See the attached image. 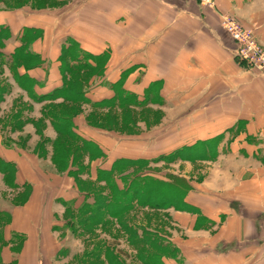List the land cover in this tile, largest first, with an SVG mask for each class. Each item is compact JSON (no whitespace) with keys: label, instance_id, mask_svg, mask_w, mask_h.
I'll use <instances>...</instances> for the list:
<instances>
[{"label":"crops","instance_id":"crops-1","mask_svg":"<svg viewBox=\"0 0 264 264\" xmlns=\"http://www.w3.org/2000/svg\"><path fill=\"white\" fill-rule=\"evenodd\" d=\"M48 1L58 7L40 8L33 0L18 7L0 2V27L11 33L6 54L22 44L24 34L31 37L27 31L37 32L31 50L44 64L27 71L18 68V73L33 78L39 94L45 95L63 84L59 57L68 37L95 56L107 51L103 72L86 90L91 103L86 106L112 101L117 90L134 102L120 106L119 99L115 108L96 107L163 110L164 118L156 124L163 132H146L148 143L171 144L169 152L188 147L195 161L208 163L204 182L191 183L186 196L198 207L190 212L189 230L210 238L199 251L204 256L198 264H264V73L236 57L235 43L221 24L224 15L236 18L264 46V0H215L213 8L197 0ZM155 83L157 91L152 89ZM169 112L174 113L172 120ZM78 119L74 122L85 131L81 134L106 151V158L94 164L110 167L114 151L103 138L113 136L103 132L101 138L90 137L83 115ZM201 146L205 150L196 149ZM0 158L6 157L0 152ZM11 159L22 183L21 165ZM71 187L73 192L58 199L78 207L84 196L74 181ZM19 211L14 206L7 215L0 213V264H54L60 249L55 250L56 233L48 228L42 238L33 225L38 215ZM52 217L51 229L58 221ZM200 217L205 228L196 225ZM182 264L196 263L187 258Z\"/></svg>","mask_w":264,"mask_h":264},{"label":"rangeland","instance_id":"rangeland-1","mask_svg":"<svg viewBox=\"0 0 264 264\" xmlns=\"http://www.w3.org/2000/svg\"><path fill=\"white\" fill-rule=\"evenodd\" d=\"M4 1L18 7L27 4L30 0ZM33 5L40 8L58 7L57 4H52L48 0H33ZM82 50L90 56H94L89 50L84 48ZM81 54L83 55V53ZM107 57V51L96 56V69L93 68L90 72L85 73L83 75L84 81L73 79L71 86L77 88L79 85L78 87L81 86V89H84L85 86L86 89L90 88L95 82L93 76L103 72ZM9 59L8 54L6 63L0 61V84L5 86L8 92L3 102H0V152L6 157L5 160L8 157L9 161L15 164L16 170L17 163L11 158L18 160V167L21 165L19 169L22 183H20L21 186H17L16 171L14 174L12 167H7L8 172L5 174L0 169V213L7 215L14 206H19L21 213H29L32 216L38 215V221H34L33 225L41 237L43 238V232L48 228L56 233L58 246L55 247V250L58 247L60 249L57 251L54 264H97L96 252H99L98 247L100 245L114 251L125 264H144L138 259L140 253L134 246L133 235L125 229L126 223L139 228L149 226L148 228L174 239L184 251L188 252L184 253L180 248H177V252L164 257L161 261L163 264H182L187 258H189V262L200 263L204 254L199 251L206 247L207 240L210 238H206L205 233L195 234V230H189V208L198 209V207L196 209L190 205L189 202L187 203L190 207L187 206V211L176 210L172 207L165 210L137 207L127 211L120 218L108 216L107 222L97 228L95 225V229L89 234L73 231V225L68 222L69 213L64 211V200L58 198L66 192H73L71 182L74 180L67 175L68 169L65 170L62 164L58 165L57 159L53 156L52 141L58 139V133L48 124V119L42 115L40 107L46 103L48 104L45 106L46 108L51 110L56 108V112L60 115L73 116L74 119L79 118L78 121L80 118L82 119L83 115L89 124L87 132H89L90 137L96 135V137L101 138L100 133L103 132L113 136L111 140L103 139L110 143L115 159L126 156L129 158H148V167L152 173L156 176H162L165 181L174 179L175 186L178 188L177 191H181L183 183L186 182L190 185L195 182L202 185L205 180V172L208 170L206 168L208 163L204 159V161H195L193 157L189 156L188 147H183L184 149L182 148L180 153H172L173 149L168 151L172 147L171 144L159 143L155 146L151 142L148 143L146 132L152 133L150 135H155L159 129L163 132L164 128L161 125H156L162 122L164 118L163 110L157 111L151 108L144 110L135 108L104 109L96 106L89 107L86 104L77 107L75 103L61 98L40 102L39 97L42 95L39 94V86L35 85L29 91L24 89V92L23 88L20 89L19 85L17 86L18 83L13 81L9 72L10 69L12 71ZM13 70L17 71L18 68H13ZM80 74L82 72L74 74V77ZM156 85V83L152 85L154 91L158 89ZM19 109L23 111L22 119L24 120L20 124L17 122L18 119H15L17 117L15 113ZM173 114V112L168 114L172 116L171 120ZM31 117H33V121H29ZM37 118L39 122H37ZM76 127L77 131L80 132L81 127L77 125ZM81 132L84 133L85 131ZM69 141L70 148H66L71 149L74 143ZM196 149L205 150L204 146L196 147ZM162 150L167 152L158 153L163 152ZM63 151L61 146L56 147L57 155L62 154ZM93 176H95V172ZM82 177L85 178L86 176L82 175ZM23 183L26 185L22 186ZM180 213L184 215L180 216ZM52 216L58 219L53 229H51L54 219ZM203 220L204 218H198L196 225L201 223L200 228H205ZM4 224H7V217L4 218ZM53 249L51 250L53 251Z\"/></svg>","mask_w":264,"mask_h":264},{"label":"trees","instance_id":"trees-1","mask_svg":"<svg viewBox=\"0 0 264 264\" xmlns=\"http://www.w3.org/2000/svg\"><path fill=\"white\" fill-rule=\"evenodd\" d=\"M27 32H31V37L25 39V34L23 35L22 44L9 55V60L16 82L20 87L29 91L35 85V80L26 73L20 75L18 70L15 71L13 68L23 67L27 71L42 66L44 60L38 53L31 50L30 43L31 40L36 38L37 32ZM10 36V30L0 27V61L2 63H6L8 54L3 51V48L5 41ZM61 49L59 60L61 62L60 71L63 75V84L54 91L39 97L40 102L61 98L75 103L77 107H82L85 103L91 104L86 95L87 87L81 89V86L78 87L79 85H77V88H75L71 86V83L73 79L84 81L83 75L93 70V68L96 69V56H90L84 52L80 44L71 37H68L62 43ZM81 72L82 74L74 77V74ZM69 77L70 79H68ZM6 93H8L7 88L1 85L0 102H3ZM119 99L120 106L129 104L131 101L134 102V98L130 95H124V93L116 90V96L112 101L93 103L92 106L104 107L107 105L110 108H115ZM46 105L48 104L42 107L41 113L58 133V139L52 141L53 156L57 159L58 165L62 164L65 170L68 169L67 175L74 179L77 190L84 196L82 204L78 207L66 203L65 212L69 213L68 222L73 225V231L89 234L95 228L107 222L109 220L108 216L120 218L127 211L137 207H151L156 210H165L172 207L176 210H188L187 206L188 208L190 206L186 201V195L192 188L190 184L183 183V189L177 191L178 188L175 186L174 179L165 181L162 176H156L152 173V170L148 167V158L119 157L113 160L110 167H96L95 161L106 158V151L102 145L78 132L73 116H62L56 112V108L51 110L48 107L46 108ZM22 112L20 109L17 110L15 114L18 118L14 115V118L18 119V124L23 120ZM29 121H33V117ZM37 122H39L38 118ZM69 140L74 143L71 149H69ZM57 146H61L64 150L62 154L57 155L55 152ZM181 150L182 148H178L172 153H180ZM14 166L13 162L0 158V169L3 174L8 172L7 167H12L15 174L17 170ZM93 170L95 176H93ZM82 175L86 177L83 178ZM25 185V183L22 184V186ZM17 186H21V184L18 183ZM189 210L190 212L195 211L192 207ZM148 227L139 228L129 223L125 225L126 231L133 235L134 246L140 253L138 259L144 264H163L161 261L164 257L177 252L178 247L169 236ZM98 251L96 252L97 264H125L114 251L107 249L104 245L102 247L100 245Z\"/></svg>","mask_w":264,"mask_h":264},{"label":"built area","instance_id":"built-area-1","mask_svg":"<svg viewBox=\"0 0 264 264\" xmlns=\"http://www.w3.org/2000/svg\"><path fill=\"white\" fill-rule=\"evenodd\" d=\"M207 7H215V0H197ZM222 27L235 43L236 57L246 65L264 73V46L253 29L230 15L222 17Z\"/></svg>","mask_w":264,"mask_h":264}]
</instances>
